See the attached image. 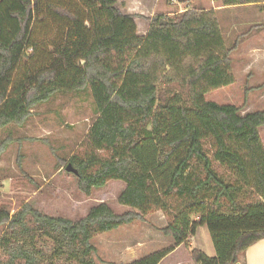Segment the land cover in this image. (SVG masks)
Instances as JSON below:
<instances>
[{"label":"trees","instance_id":"1","mask_svg":"<svg viewBox=\"0 0 264 264\" xmlns=\"http://www.w3.org/2000/svg\"><path fill=\"white\" fill-rule=\"evenodd\" d=\"M134 19L116 0H0V131L22 127L56 94L89 89L97 118L68 163L86 197L122 182L117 203L129 209L118 215L101 203L71 221L29 204L13 215L0 206V264H94V237L156 212L173 245L128 264H159L180 245L192 264H236L264 239V112L242 116L205 99L235 83L236 45L225 46L216 11L156 16L145 36ZM164 85L177 91L160 102ZM9 141H0V155ZM200 226L215 257L189 245Z\"/></svg>","mask_w":264,"mask_h":264},{"label":"rangeland","instance_id":"2","mask_svg":"<svg viewBox=\"0 0 264 264\" xmlns=\"http://www.w3.org/2000/svg\"><path fill=\"white\" fill-rule=\"evenodd\" d=\"M116 8L135 17L139 36L146 35L147 23L156 16L171 17L186 9L215 10L225 46L236 45L230 55L235 83L208 93L205 99L236 106L242 116L264 112V3L223 7L220 0H116ZM170 89L177 91L159 87L160 102L169 97ZM96 118L90 91L85 89L56 94L34 108L22 127L2 129L0 141H10L0 155V206L13 215L29 204L44 215L71 221L82 219L101 203L118 215L129 211L117 203L122 191L119 181H110L86 197L78 190L77 177L65 170L70 157L84 150L81 144ZM259 135L264 145V128L259 129ZM214 168L226 180L233 179L220 166ZM165 225V216L156 212L145 223L97 235L91 241L94 264H117L125 261L126 253L135 259L158 251L165 243L157 229ZM5 228L0 226V237Z\"/></svg>","mask_w":264,"mask_h":264},{"label":"crops","instance_id":"3","mask_svg":"<svg viewBox=\"0 0 264 264\" xmlns=\"http://www.w3.org/2000/svg\"><path fill=\"white\" fill-rule=\"evenodd\" d=\"M181 12H183V11H181ZM147 24H148L147 26L149 27V23H147ZM147 30H148V28H147ZM89 128H88V130H89ZM120 183H121L120 187L123 191L125 189V185L122 182H120ZM125 208L128 209L127 207H125ZM159 213H161V212H159ZM127 226H129V225H127ZM160 236L162 237V239L165 243V246L161 247L159 250L168 248V247L173 245V240L170 237H165L162 234H160ZM189 245L193 249L201 251L207 257H215L216 256V252H215L214 247L212 245V241L210 239V235L208 233L206 226H200L196 229L194 236H192L191 239L189 240ZM151 253H153V251H150V252L146 253L145 255L141 256L140 258H135V259H131L130 256L126 253L124 255V258H126L125 261L120 260L117 264H120V263L128 264V263L137 261L139 259H142V258L150 255ZM237 263H239V264H264V239L256 242L251 247H249L246 251L241 253L238 256V262ZM159 264H192V261L189 257L188 251L185 249V247L183 245H180V246L176 247L174 249V251H172L169 255H167Z\"/></svg>","mask_w":264,"mask_h":264},{"label":"water","instance_id":"4","mask_svg":"<svg viewBox=\"0 0 264 264\" xmlns=\"http://www.w3.org/2000/svg\"><path fill=\"white\" fill-rule=\"evenodd\" d=\"M65 170H66V172L71 173L74 176H77L78 175L77 171L74 168H72L71 164H68L66 166ZM236 264H239V263H236Z\"/></svg>","mask_w":264,"mask_h":264}]
</instances>
